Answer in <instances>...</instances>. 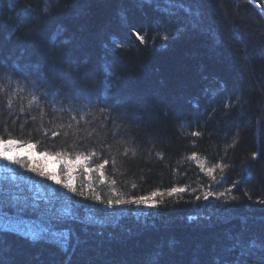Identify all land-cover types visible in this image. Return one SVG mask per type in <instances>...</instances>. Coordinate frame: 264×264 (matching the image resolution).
<instances>
[{"label":"trees","instance_id":"trees-1","mask_svg":"<svg viewBox=\"0 0 264 264\" xmlns=\"http://www.w3.org/2000/svg\"><path fill=\"white\" fill-rule=\"evenodd\" d=\"M42 6L0 0V139L52 158L60 183L33 156L35 184L0 182L1 207L41 227L0 229V264H264V9Z\"/></svg>","mask_w":264,"mask_h":264},{"label":"rangeland","instance_id":"rangeland-1","mask_svg":"<svg viewBox=\"0 0 264 264\" xmlns=\"http://www.w3.org/2000/svg\"><path fill=\"white\" fill-rule=\"evenodd\" d=\"M263 14L264 12L261 11ZM17 145V143L15 144ZM15 145H10L9 146V151H8V155L13 156V158H19L21 159L23 156H33L34 158H37L38 160H40L41 162V166H43V168L51 173L54 174H58L59 176V170L56 166L55 161L50 158V157H36L34 156L33 153L30 154V151L25 148V150L23 148H17ZM21 169V166L19 164L13 163L11 161L5 160L3 158H0V182L2 180H9V181H21V180H26L27 182L30 183V185L35 184L34 180H30L27 178V174H24L23 172L19 171ZM57 176V177H58ZM4 177H7L8 179H3ZM60 177V176H59ZM55 183V181H53ZM67 184H71V186L73 187V183H67ZM66 185V183L64 184ZM37 187V186H36ZM38 191L40 190L41 194H43V191L41 190L40 187H38ZM59 189H61V191H66V192H70V189L63 186L62 184H60ZM40 194V193H39ZM51 194H53V192H51ZM40 198V195H38ZM2 212V211H1ZM65 212V211H64ZM65 213L69 214L70 210L66 211ZM9 216H12L11 214ZM18 220L17 221H13L14 222V227L15 229L18 231V233L28 236L32 239H38L39 237V232L41 230V227L35 226V224L29 223L27 222L26 218H22L21 216H17ZM22 219H25L26 221H22ZM12 219L9 220V222L5 223L4 226H8L11 223ZM21 222H25L22 224H17V223H21ZM45 237V236H44Z\"/></svg>","mask_w":264,"mask_h":264},{"label":"snow or ice","instance_id":"snow-or-ice-1","mask_svg":"<svg viewBox=\"0 0 264 264\" xmlns=\"http://www.w3.org/2000/svg\"><path fill=\"white\" fill-rule=\"evenodd\" d=\"M39 2L43 5L42 6V13L44 15H55L56 12L59 10L56 5L58 4V0H39ZM250 3L253 4V7H255L258 11H260L261 9H264V4H259L258 0H249ZM142 39V38H141ZM165 39H167V37H165ZM232 105L230 103H226L225 104V108H230ZM194 135H199V133H194ZM16 141L14 140H3L0 139V158H3L5 160L11 161L13 163L19 164L21 167L24 166L23 162L21 161V159L19 158H13V156L8 155V151H9V146L10 145H15ZM29 147H34L33 145H29ZM95 155V154H93ZM256 153H253V159L256 158ZM77 159L79 160L80 158L77 157ZM105 163H107V161H105ZM100 167H103V164L100 165ZM32 171H36L35 168L31 169ZM41 176H45V175H49L43 171H41L39 173ZM49 178L54 180L56 183H60V180L57 178V176L55 174H50ZM65 187L69 188L71 191L75 192L76 189L73 188L71 186V184H66L64 185ZM172 191H183V189H172ZM78 195L83 196L84 193L80 192L77 193ZM153 196L156 195V193L152 194ZM94 199H99V197H94ZM152 199V197H141V198H137V199H131V200H123V199H117L115 201H108V205L109 206H114L116 204H145L148 200ZM233 199H235V197H233ZM261 203H264V201H261ZM154 206V205H152ZM59 243H61L62 247L65 248V250L67 249L68 246V242H69V238L67 236H64L63 239L61 241H58Z\"/></svg>","mask_w":264,"mask_h":264},{"label":"bare ground","instance_id":"bare-ground-1","mask_svg":"<svg viewBox=\"0 0 264 264\" xmlns=\"http://www.w3.org/2000/svg\"><path fill=\"white\" fill-rule=\"evenodd\" d=\"M15 146L17 147V145H15ZM0 210L2 211V212H0V225H1L0 229H2L3 227H5L6 230H8V231H12V232H15V233H17L19 235H22V234L18 233V231L14 227V222L13 221H17L18 220L17 215H15L13 212H9L7 209L1 207V205H0ZM45 213H46V210H45ZM10 214L12 216H9ZM10 219H12L11 223L12 222L13 223L10 224V225H8V226H4L5 223L9 222ZM29 220H31V222H29V223H32V224H35L36 225L40 221L39 214L38 215L31 216L30 218H27V221H29ZM22 223H25V222H21V223H17V224L20 225ZM22 236H25V235H22ZM31 243H33V242H31ZM56 243L59 245V242L56 241Z\"/></svg>","mask_w":264,"mask_h":264}]
</instances>
